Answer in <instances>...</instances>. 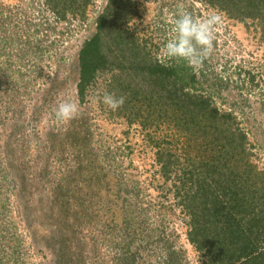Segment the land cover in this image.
<instances>
[{
    "label": "rangeland",
    "instance_id": "374dc122",
    "mask_svg": "<svg viewBox=\"0 0 264 264\" xmlns=\"http://www.w3.org/2000/svg\"><path fill=\"white\" fill-rule=\"evenodd\" d=\"M96 1L103 10L109 2ZM134 1L139 17L131 23L148 34L162 62L181 11L222 16L213 55L192 68L196 86L233 115L264 169V25L230 18L204 0ZM46 2L0 0V264H160L167 242L177 264H199L145 136L107 119L110 109L97 99L102 82L78 102V51L96 31L87 19L92 0L85 20L69 11L57 24ZM62 99L79 105L77 119L56 120Z\"/></svg>",
    "mask_w": 264,
    "mask_h": 264
},
{
    "label": "trees",
    "instance_id": "16d2710c",
    "mask_svg": "<svg viewBox=\"0 0 264 264\" xmlns=\"http://www.w3.org/2000/svg\"><path fill=\"white\" fill-rule=\"evenodd\" d=\"M90 2L46 4L57 24L69 11L85 20ZM204 2L230 18L264 25V0ZM137 8L134 0H109L97 18L94 35L78 51V102L84 103L97 82L104 92L125 97L121 108L107 111V119L123 120L145 136L154 173L170 184L199 264H264V169L251 159L247 135L233 115L198 92L192 68L156 58L158 47L131 23L139 17ZM163 128L169 133L161 135ZM161 247L167 257L160 264L179 263L177 252L169 255L173 245ZM67 254L61 249L58 256Z\"/></svg>",
    "mask_w": 264,
    "mask_h": 264
},
{
    "label": "clouds",
    "instance_id": "9594fccd",
    "mask_svg": "<svg viewBox=\"0 0 264 264\" xmlns=\"http://www.w3.org/2000/svg\"><path fill=\"white\" fill-rule=\"evenodd\" d=\"M95 1L92 0L90 8L93 12H99L94 15L93 19H90L89 15L87 19L93 20L96 24L103 9L100 6L95 10ZM222 23V16L216 12L210 13L204 19H198L187 11H181L174 23L175 36L169 39L164 46L165 57L172 61H183L194 70H199L214 53L216 31ZM97 99L112 111L118 110L125 103L124 96L117 97L114 93L109 92H104ZM54 114L58 122L69 123L77 119L81 115V111L79 105L73 100L62 99L55 107Z\"/></svg>",
    "mask_w": 264,
    "mask_h": 264
},
{
    "label": "built area",
    "instance_id": "2783aa9c",
    "mask_svg": "<svg viewBox=\"0 0 264 264\" xmlns=\"http://www.w3.org/2000/svg\"><path fill=\"white\" fill-rule=\"evenodd\" d=\"M97 3L99 4L100 2L99 1H95V4H94V9L97 10L99 7L97 6ZM95 15V12H93V16ZM94 17H91L90 15V19H93Z\"/></svg>",
    "mask_w": 264,
    "mask_h": 264
}]
</instances>
